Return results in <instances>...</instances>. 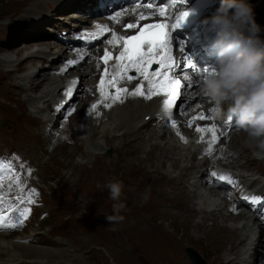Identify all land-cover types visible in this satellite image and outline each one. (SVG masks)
Here are the masks:
<instances>
[{
  "label": "bare ground",
  "instance_id": "6f19581e",
  "mask_svg": "<svg viewBox=\"0 0 264 264\" xmlns=\"http://www.w3.org/2000/svg\"><path fill=\"white\" fill-rule=\"evenodd\" d=\"M41 1L44 3H53L58 0H29L28 3L24 5H18L16 7V10H23V8L36 5H38V8L41 9ZM149 3L151 2H145L140 4L139 6L135 5L132 8L131 12H129L127 16L122 20L120 26L122 27L123 25L128 23L138 22L137 17L141 12L144 13L146 19L140 20L139 22H145L149 20H170L169 17L173 18L178 12V8L176 5H167L166 3L156 5L151 3L153 5L151 8L144 7L145 4ZM165 5H167L166 13L164 16H161L159 15L158 10L160 7ZM133 9H135V11H133ZM254 19L256 24H259L261 16H259L258 14H254ZM124 30L126 33H132L135 32L136 29ZM35 34V32H29L28 35L24 38L26 40L25 43H34L28 42V39L35 38ZM42 41H44V43H47V40ZM52 43L54 42H48V49H41L37 52H34L33 50L27 51V56H39L43 59H46V61H49L48 56H52L53 62L59 60L61 61L64 57L66 58L67 55L60 50L51 51ZM28 48H30V45L25 44L24 47L21 48L23 50H20L23 52ZM105 49H107L108 51H113L115 48L113 46L106 45ZM93 52L96 56L94 58L88 57L85 60L84 65L78 68V71L81 73L80 84H82L83 82L86 85L88 83H86V79L88 77L92 78L93 76H95L96 79L99 78L101 76V70L115 63L109 60L108 64L105 65L103 60L100 59V57H103L104 52H99V48L95 49ZM98 52L101 54H98ZM15 61L16 60L11 58L10 56H7L5 58V63L9 66L14 65ZM87 68L89 69V71L86 70ZM39 74L40 72H33L32 77H29V89L39 91V98H46L50 95H53V97L51 98L55 99L58 96V94L55 92L59 87V77L52 76L50 72L46 74L45 71L41 72L40 77H38ZM15 78V70L9 69L4 73L0 68L1 96H4L6 93L10 94L12 89L15 91V93L17 92V90L19 89V84L15 81ZM49 79H54L55 81L48 86L46 81H48ZM191 85L192 84H184V87L180 88L182 96L180 95L177 101H179V99L184 100L187 97L190 98V95L192 93H195L198 94L196 97L198 99L199 106L193 107L191 110H189L190 113L188 111L178 112V115L180 117L185 115H197L199 117L201 114H203L204 111L207 112L212 106H214L208 100V98L202 97L199 94L198 90H196L198 86L194 85L193 87H190ZM185 93H187V95L184 97ZM83 94H85V98L88 97L89 99L85 101L84 97H82V99L80 100L81 102L84 101V104L82 103L78 105V110L76 111V113H78V120L75 124L71 125L70 129L75 128V131L77 133H83L84 131H86V141L92 144L93 149L105 148V143L102 136L105 135L107 130H111L113 132H119L123 129L126 130L122 133H114L112 137L107 136V145L117 143V146L114 147L116 152L118 153V157L116 159L107 157L104 153H95L91 161L75 163L73 161V157L75 156V154L80 153L85 157L89 156V152L84 150V143L77 141L76 139H73V142H76V144L72 146L63 143V154L67 159H69L68 166L71 167L72 174L70 177L59 178L58 188H60L62 184H65L67 187V191L69 192L68 197L70 199L75 200L78 205L89 207L94 204L96 193L98 189H100V187H98L100 183H103L104 181L106 182L108 178L112 177L113 174H118V170H125L130 166H134L135 173L129 178L128 186L123 187L122 193L124 191H126V193L124 192V194L132 192L134 190L138 191L135 209H122L118 215L122 216L123 219H118V225L114 220V222L116 223L115 227L107 229L99 235L110 238V236H112L113 234H118V241L124 243L126 247H130L131 253L135 252L140 255L142 264H192V262L187 258L184 252V247L187 244H190V239L187 243L183 236L179 235L180 232H177L176 227L174 225L171 226V223H174L180 229L189 228L190 230H197L200 236L198 235L196 239L199 240L201 238H204V242L207 245L206 250L208 252H211L212 250L215 255L217 254V252H221L213 261L215 264H255V259L250 263L249 260H252V257L258 247L259 241L252 242L255 248L253 249V252L249 255V257H246L247 259L241 258V256H243L245 253L244 244L247 240V236L239 232L236 227L228 225L226 221L228 220L229 216L231 217L229 221L244 219L245 222L243 224V228L248 231L251 230L254 224H257L261 229V233L263 234V237L261 239V246L264 248V223L261 222L260 219H257L255 217H247L242 214H223L220 208H215L218 210V212L221 213L223 219L225 220V222H220L218 220L217 212L215 209L211 212H207L206 209L200 204L190 203L189 192L184 183V179L185 177L189 176L192 173V169L196 167H198L196 173L197 181L208 192V196L210 198H215L217 196L219 197L221 193V191H218L217 189L208 190L202 184V180L205 177L203 167L206 165V161L202 159L198 165L195 162H192L191 165H186L181 169L180 173L177 176H169L162 171L146 169L144 167L149 163L147 159H152L157 157L158 155H163L166 162L170 160L174 168H180V159L171 155L172 151L169 146L166 147L162 146L161 144H154L149 149H145L143 146V141L145 140V132L141 129L147 127L145 116L151 114L152 116H154L155 120L156 116L154 114V109L158 105L163 103L164 99L168 97L162 95L150 102H145L139 99L128 101L125 104L118 105L106 112L103 119L96 120L92 119L91 117H85V104L93 98V91L85 87V92H83ZM15 100L16 105L11 108H5V110L7 114L11 116H17L18 118L15 121L17 122L19 118L23 119L28 114L26 113V101L19 97H16ZM49 107L50 105L47 104L46 108ZM117 112L118 116L121 118L120 121L117 120L118 122L115 120V114ZM142 113L143 116L141 118ZM74 117H76V115ZM53 119L54 115H51V120ZM215 122L216 120L203 122L198 120L196 125L201 127L204 124H214ZM155 133L158 137L163 135V133H161V130L158 129ZM245 137L247 138L249 144L252 141H255V139L250 137L246 131H242L240 136H238V138H235L234 141H232L229 137H225L224 139H222L221 143L218 146H220L221 148L226 147L225 154L228 155L229 158H234V160L244 159V163L247 166L257 165L260 161L250 155L248 148H244L240 154L235 155L242 143L245 142ZM170 141L167 142L166 145H169ZM172 144L175 146V148L177 146L187 147V145L183 144L178 145L177 143L173 142ZM231 152L234 153L230 154ZM198 154L199 152L194 150L193 157L198 156ZM149 175L154 176V184L157 185L158 189H151L147 194V197H144L146 193V187L143 184V179ZM249 188H252L253 191L261 192L260 189H256L252 186H249ZM162 196H165V198L168 200V203L158 201V198H161ZM123 200L124 199L121 196L120 201L123 202ZM217 203V206L221 205L222 199L219 198ZM48 204L49 203L47 201V205ZM233 204L234 203H232V205ZM51 206L49 205L48 207ZM61 208H63V205ZM66 210L67 208L65 209V211ZM60 211L61 210H59V212ZM57 214L59 215V213ZM156 219L158 223L156 222ZM165 222L168 223L167 227L165 226ZM74 234L77 238L83 241V245L79 248H76V251L80 252L87 248L90 238L86 237L83 234V229H76ZM12 235L14 234L0 233V250L2 249V247L7 245L10 247L19 248L20 252L22 253L29 254V251L33 250H37L38 252L48 251L51 256L59 258V255L56 253L55 249L53 247L51 248L53 243L51 239H48L47 246L41 247L35 246L36 242L32 245L23 242V239L26 238V236H23L21 233H17L16 236ZM62 244H64L63 241ZM226 248L227 251L223 253ZM95 249V247H92L91 253L88 256L79 254V259L71 260L70 263L63 260L62 264H99L104 261V258ZM61 251L66 252L67 254H70L72 252V250H69L68 247L62 248ZM94 256L96 257V259H93ZM3 257L4 256L0 254V258ZM19 258V256L16 257V259ZM5 264L12 263L7 261ZM17 264L38 263L22 260ZM45 264H52L51 260ZM118 264L133 263L131 262V259L127 257V254H118ZM262 264H264V256Z\"/></svg>",
  "mask_w": 264,
  "mask_h": 264
},
{
  "label": "clouds",
  "instance_id": "9594fccd",
  "mask_svg": "<svg viewBox=\"0 0 264 264\" xmlns=\"http://www.w3.org/2000/svg\"><path fill=\"white\" fill-rule=\"evenodd\" d=\"M203 24L215 33L210 50L217 59L198 89L215 106L217 118H231L264 150V39L258 35L252 5L248 0H221ZM113 201L109 221L118 214L123 182H106Z\"/></svg>",
  "mask_w": 264,
  "mask_h": 264
},
{
  "label": "rangeland",
  "instance_id": "374dc122",
  "mask_svg": "<svg viewBox=\"0 0 264 264\" xmlns=\"http://www.w3.org/2000/svg\"><path fill=\"white\" fill-rule=\"evenodd\" d=\"M29 0H0V20H5L7 19V22H5L2 26H0V34L1 32H5L6 30V37L8 36L10 39H15L18 37L19 33H23V32H26V31H29V28H26L24 27V25L21 27L20 31L17 30L18 27H20L22 25V23H16L14 25H12L11 28L7 29L8 25L10 24V22L15 19V18H18V19H27V18H30L34 15H40L42 13H45V12H51L52 8L59 4L60 2H62L63 0H58V1H55L53 3H44L42 2V8H38V5L36 6H30V7H27V8H23V10H16V7L19 5H24L26 3H28ZM40 1V0H39ZM48 1V0H47ZM49 1H52V0H49ZM250 1V4L252 5V8H256L258 5L261 6V8L264 10V0H249ZM5 3L8 4V7L7 8H4L5 6ZM50 8V9H49ZM253 14H258L256 11L253 12ZM259 15V14H258ZM264 16V14H263ZM56 18V22L53 23L52 26L55 27V25H59V24H62L64 23V21H60V18H63V16H59V17H55ZM45 19V17L41 16V17H36L34 20L30 21V23H33V22H37V21H40V20H43ZM65 20V19H64ZM55 24V25H54ZM50 28V27H49ZM56 28V27H55ZM264 29V28H263ZM36 34V36L34 37H40V36H44L41 29H38L36 31H34ZM28 35L27 34H24L23 36H21V39L25 40L24 38ZM26 41V40H25ZM42 41V40H40ZM54 42L52 40H47L46 42ZM22 42V41H20ZM20 42H17L16 44H14V46H16L18 43ZM28 42H34V43H21L20 45L22 46H16L15 48L16 49H19L17 52L19 54H22V51L23 49L20 50V48H23L25 44H29L30 47L31 45L33 46H43L44 44H42V42L39 43H36L37 41L36 40H32V39H28ZM11 46V42L0 37V52H3L5 51L7 48H9ZM15 48L11 49V50H14ZM48 49V47H46ZM46 48H43V49H46ZM106 48V45H104V47L102 49H99V52H104ZM98 49V48H97ZM41 50V49H39ZM39 50H33L34 52L36 51H39ZM29 51V50H27ZM56 51V50H55ZM98 54H101L99 53ZM7 57V56H6ZM5 57V58H6ZM11 57V56H10ZM26 59L27 58H30V56H27V53L26 55L24 56ZM33 57V56H32ZM5 58L3 59V62L5 63ZM13 58V57H11ZM14 59V58H13ZM15 60V59H14ZM60 61V60H59ZM36 62V60H31V64H34ZM6 64V63H5ZM7 65V64H6ZM54 65V64H53ZM53 65H50L51 69L54 67ZM9 66V65H8ZM37 66H41V63H39V65ZM2 69V68H1ZM10 69H13V70H16L14 68H10ZM9 70V69H8ZM78 70V69H77ZM2 71L5 73L7 70H3ZM39 72V71H37ZM32 73L33 72H30L28 75H27V79H29V77H32ZM51 73V72H50ZM52 75V74H51ZM52 76H55V75H52ZM7 77V76H6ZM92 78L91 77H88L86 79V83L89 82V80H91ZM82 86L80 87V92L77 94V97L75 99V104L79 105V104H82L83 102H81L80 100L82 99V97H84V100H88L89 98L86 97L85 98V94H83V92H85V83L82 82L81 84ZM200 86H198V88L196 90L199 89ZM18 91H22V88L21 86L19 85V89L17 90ZM17 92L15 93V91L12 89L11 91V95L13 96L14 100L16 98V94ZM187 95V93H185V96ZM198 94H191L190 95V98L188 97L189 99V102L187 103V110L186 112L188 111L190 113L189 110H191L193 107H197L199 106V103H198V99H197V96ZM1 96V95H0ZM6 99V98H5ZM7 100V99H6ZM181 100V99H179ZM16 101V100H15ZM5 110V109H4ZM6 111V110H5ZM115 120L117 121H120L121 118L118 116V112L115 114ZM117 121V122H118ZM1 123H4V121H2V119H0V125ZM11 123V122H10ZM11 126H8L7 129H3V128H0V145L1 146H5V144H12V140L9 136V133H7V130L10 129ZM70 130H75V128L73 129H70ZM108 132H113L111 130H107L105 135H103V141L105 144L106 141H107V136H110L112 137V135H110V133ZM73 135H76L73 133ZM232 137H235V136H232ZM231 138V137H230ZM236 138V137H235ZM15 139H17V137H15ZM246 139V137H245ZM247 140V139H246ZM232 141H234V138H232ZM91 146L92 144L90 142H88ZM18 144H21V143H18ZM117 146V145H115ZM170 147V149H175V146L172 144V142L170 141V144L168 145ZM22 148H25L26 149V152L28 151L26 146H23ZM254 150V149H253ZM89 152V156L91 154V152L89 150H86ZM83 156V155H82ZM89 156L85 157L83 156L84 158H89ZM94 157V155H93ZM93 159V158H92ZM92 159H86L85 161H91ZM147 161L149 162L147 165H145L144 167L146 169H151V170H158V171H161L159 166L157 165V163L159 162L161 164V166H165L166 165V161H165V158L163 157V155H158L157 157L155 158H152V159H147ZM172 164V163H171ZM260 168L262 170H264V165H261ZM128 182H129V179H128ZM47 190V189H46ZM126 192V191H124ZM48 195H49V191H46V202L48 201V205L46 204V206L48 207L49 205L52 206L51 207H48L49 210H50V213L52 216H50V218H48V220H45L43 221L44 223H41V228H39L37 225H36V222L32 225V229L28 231V233L30 234H33L34 232H36V230H41L42 232V235H41V238H40V243L39 242H36L35 243V246H46L47 245V238L51 237L50 234H51V231L56 229V230H60V228H58V225L59 223H63L64 226H65V229L62 230V234H55L54 235V239H57V240H61L63 238H65L67 236V234L75 231V229L77 228L75 226V222L72 221V216L70 214V212L68 213V206L64 205V204H58L57 203H53V201L49 200L48 198ZM52 203H51V202ZM158 201L160 202H163V203H168V200L165 198V196H162L161 198H158ZM234 203V202H233ZM56 204V206H55ZM63 205V208H61ZM66 206V207H64ZM52 208V209H51ZM59 208V209H58ZM67 208V210L65 211V209ZM58 209V210H57ZM63 209V210H62ZM57 210V211H55ZM59 210H61L59 212ZM63 211V212H62ZM55 212V213H53ZM67 212V213H66ZM59 213V215L57 214ZM61 213V214H60ZM70 214V215H69ZM57 217H55V216ZM238 220V219H237ZM244 220V219H243ZM50 221V222H49ZM229 221V219L227 220L228 223H234V224H238V225H241L242 224V221ZM156 222H157V219H156ZM158 223V222H157ZM166 223V222H165ZM174 225L177 229V232H180L179 235L183 236V238L185 239V241L188 243V240L190 239V246L192 247V250H194L196 252V254L202 259L204 260V262H207L208 264L210 263V261H214L216 258H217V255H219L221 252H217V254L215 255L213 253V251L211 250V252H208L206 250V243L204 242V238H201L199 240L196 239V237L200 234L197 230H190L189 228H183V229H180L179 227H177L174 223H171V226ZM166 227L168 226V223H166L165 225ZM253 228V226H252ZM252 228L250 231H252ZM45 233V234H44ZM250 234V233H249ZM247 234V239H248V235ZM53 235V234H52ZM93 235H99V234H93ZM14 236V235H12ZM89 237V236H88ZM262 237H263V234H262ZM262 237L259 239V244L258 246L260 245V253L259 255L257 254L256 255V252L254 253L253 257H252V260H249V263L252 262L254 259H255V264L256 262L258 261V264H262V260H263V250L264 248L261 246L262 243H261V239ZM43 238V239H42ZM250 238H251V234H250ZM249 238V239H250ZM44 240V241H43ZM195 240V241H194ZM46 241V242H45ZM64 244H67V247L69 250H72V252L70 254H67L66 252H62L61 251V246L62 244L60 245H57L56 246V249H60L58 255H59V258L58 257H54L52 260H51V263L52 264H62V261H67L68 263L71 262V260H74V259H79V252L76 251V248H71L68 246L69 242L68 241H63ZM109 242L111 244V246H101L100 248V255L103 257V258H107V261L111 262V261H114V257L118 256V254H127V257L129 258V255L131 254V248L130 247H126L124 245V243H122L121 241H118V237H110L109 238ZM34 244V243H32ZM31 244V245H32ZM89 246H92V247H95L92 245L91 241H89ZM53 246H51L52 248ZM198 247V248H197ZM66 248V247H64ZM96 248V247H95ZM97 249V248H96ZM56 251V250H55ZM227 251V248L223 251V253H225ZM57 253V252H56ZM45 254H49L50 253L48 251L46 252H37V250H33V251H29V255H32V256H39V255H45ZM205 254V255H204ZM71 257V258H70ZM241 258H246V256H241ZM56 259H58V261H56ZM93 259H96V257L94 256ZM141 261V259H139ZM25 261V260H24ZM50 261V260H48ZM47 261V262H48ZM46 262V263H47ZM117 263V262H116Z\"/></svg>",
  "mask_w": 264,
  "mask_h": 264
},
{
  "label": "snow or ice",
  "instance_id": "6c2138e0",
  "mask_svg": "<svg viewBox=\"0 0 264 264\" xmlns=\"http://www.w3.org/2000/svg\"><path fill=\"white\" fill-rule=\"evenodd\" d=\"M171 3L177 4V3H185V0H171ZM139 6V5H138ZM153 5L151 3L145 4L144 7L151 8ZM166 7L162 6L159 8V15L164 16L166 13ZM127 11V9H125ZM135 11V9H133ZM123 15L122 12H115L114 15H110L109 19L115 21L117 24L121 23V21L118 19ZM189 15L188 11H182L179 12V14L175 18V22L172 24H168L166 22H158V23H145L142 27H139L137 33L135 35H117L115 31H112V29L108 28L106 25H96L97 29L101 30V33L104 31L111 32L113 39L108 40L109 44H114V42H123L122 50L119 52L118 56L115 57V59L119 62L118 66L121 70V73L123 74L120 78H124L128 72L129 69L134 68L136 72L143 77L144 81H147L148 84V90H147V99H151L153 96H159L161 94L165 95L166 99L163 101V109L164 112L171 116L172 109L177 105V99L180 96V88L181 83L179 80L172 79L167 74L162 73L159 69L156 72H153L149 74L148 68L153 63H158L160 65V69H169L172 70L174 66V59L171 54V47H172V31L176 28H179L185 18ZM146 19L144 13H140V15L137 17V20H144ZM127 29H137L138 25L137 23H128L125 25ZM97 38L95 37L94 33H85L80 38L81 39H88L89 37ZM183 48L181 47V51ZM81 59H83V56H81ZM101 60H103L104 64L107 65L108 61L112 59V53L108 51L107 49L104 50L103 57H100ZM68 65H74L77 64L78 61L76 60H69ZM191 69H195L192 64L188 66ZM211 67L213 66H207L202 68L203 74H207L208 71H210ZM66 69H61V71H65ZM105 73H107V68H105ZM201 77L203 80L204 76ZM163 76L162 80H156L155 77ZM127 79L131 80L133 77L127 76ZM189 81H191V77H188ZM75 83V82H73ZM101 85L103 86L105 83V80L103 77H101L100 81ZM113 87H115V80H111L108 82ZM127 91L126 89H117L118 93H122ZM68 95H72V89L70 88L68 90ZM102 97L105 95L102 91L101 93ZM129 95H139V96H145V92L142 90L141 86H137L135 90ZM119 96L113 97L114 100L119 99ZM107 107H110L111 105H106ZM92 109H95L97 107L96 104H93ZM74 110V109H73ZM68 115H71V112L68 113ZM197 117H193L192 120H196ZM200 120L205 119L203 115L199 116ZM229 121L232 119L229 118ZM189 126H191L192 121L190 120ZM177 126V121L175 119L172 120V127ZM197 132L205 131V129H201L200 127L196 128ZM207 131H210L212 133V139L208 148V151H211V143H215L219 137L216 132V127L213 125L211 128L207 129ZM203 139V137H201ZM5 167L4 165L0 164V168ZM213 177H215L217 174L215 172L211 173ZM221 180H224V176L219 177ZM31 202V201H29ZM17 213V218L15 222H7L5 223V217L3 215H0V228H17L23 225L24 218L26 217V214L29 210L27 209H19L16 208L14 210Z\"/></svg>",
  "mask_w": 264,
  "mask_h": 264
},
{
  "label": "water",
  "instance_id": "95a60500",
  "mask_svg": "<svg viewBox=\"0 0 264 264\" xmlns=\"http://www.w3.org/2000/svg\"><path fill=\"white\" fill-rule=\"evenodd\" d=\"M187 250H188V253H189L191 259H192L196 264H206V263L204 262V260H202V259L196 254V252H195L194 250H192V248H188Z\"/></svg>",
  "mask_w": 264,
  "mask_h": 264
}]
</instances>
